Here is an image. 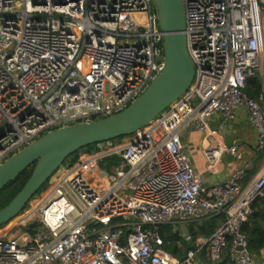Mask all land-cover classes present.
Returning <instances> with one entry per match:
<instances>
[{
	"label": "built area",
	"instance_id": "1",
	"mask_svg": "<svg viewBox=\"0 0 264 264\" xmlns=\"http://www.w3.org/2000/svg\"><path fill=\"white\" fill-rule=\"evenodd\" d=\"M183 5L195 70L187 90L122 141L65 160L28 209L0 226V264H264L242 229L264 195V162L251 178L242 163L206 186L181 140L188 129L205 133L206 168L218 173L223 147L209 122L218 114L219 132L243 108L264 156V0ZM163 63L153 0H0V165L48 131L123 110ZM227 151L235 156L237 146ZM110 156L117 164L95 181L89 174ZM165 225L182 257L169 250Z\"/></svg>",
	"mask_w": 264,
	"mask_h": 264
},
{
	"label": "water",
	"instance_id": "2",
	"mask_svg": "<svg viewBox=\"0 0 264 264\" xmlns=\"http://www.w3.org/2000/svg\"><path fill=\"white\" fill-rule=\"evenodd\" d=\"M163 32L164 63L146 89L123 110L48 131L0 165V190L34 164L23 187L0 208V226L15 218L61 164L80 149L135 132L177 100L194 78L187 52L183 0H153Z\"/></svg>",
	"mask_w": 264,
	"mask_h": 264
},
{
	"label": "crops",
	"instance_id": "3",
	"mask_svg": "<svg viewBox=\"0 0 264 264\" xmlns=\"http://www.w3.org/2000/svg\"><path fill=\"white\" fill-rule=\"evenodd\" d=\"M220 116L214 114L209 122V131L215 135V142H219L223 147L217 169L218 173L212 174L207 171L204 150L208 146L206 134L195 130L183 131V146L186 149L191 161L197 171L204 175L205 185L223 183L227 180L232 169L242 163H249L248 178L254 175V172L264 162V156L257 160L258 152L255 151L256 132L248 121L247 112L239 108L233 119L227 121L226 126L216 132ZM181 135V136H182ZM182 140V139H181ZM214 145V144H212ZM237 146L236 155H231L227 151L231 146ZM209 222V220H207ZM206 222V221H205Z\"/></svg>",
	"mask_w": 264,
	"mask_h": 264
},
{
	"label": "trees",
	"instance_id": "4",
	"mask_svg": "<svg viewBox=\"0 0 264 264\" xmlns=\"http://www.w3.org/2000/svg\"><path fill=\"white\" fill-rule=\"evenodd\" d=\"M260 91H261V84L256 79L250 80L247 86V92L249 93V95L256 96L257 94H259ZM88 147L89 146L80 150H87L89 149ZM77 152L69 156V158H75L78 155ZM262 155L263 153L260 152V154H258L257 156V160L261 159ZM33 167L34 164L29 166L24 171H22L17 178L7 183L0 190V208L5 206L15 196V194L23 187L25 182L30 177ZM220 220L221 217L209 219V222L208 221L203 222L198 227L199 232L209 234L213 230V228L216 225H218ZM263 222H264V195L260 196L254 201L252 205V213L249 215L247 221H245L242 226V229L248 238L249 249L254 255H256L255 253L258 252L260 254V252L264 248V228L262 225ZM190 231L192 235L195 236L196 231H193V228H191ZM161 234L167 241H171L168 246L171 253H173L176 256L182 257L183 255L182 251L176 246V242L179 239V236L175 231L172 230L171 226L170 225L163 226L161 228Z\"/></svg>",
	"mask_w": 264,
	"mask_h": 264
},
{
	"label": "rangeland",
	"instance_id": "5",
	"mask_svg": "<svg viewBox=\"0 0 264 264\" xmlns=\"http://www.w3.org/2000/svg\"><path fill=\"white\" fill-rule=\"evenodd\" d=\"M122 137H117V138H114L113 140H114V142H116V141H122V139H121ZM181 139H182V142H183V140H184V138H183V135L181 136ZM183 144H184V142H183ZM89 150H94V148H95V146H94V144L93 145H89ZM96 152V151H95ZM117 162H118V160H117V158L116 157H114V156H110V157H104V158H101L100 160H99V162H98V164H97V168H96V170H94L92 173H90L89 175L91 176V177H94V179H95V181H97L98 180V178L99 179H102L103 180V178L104 177H109V172H108V170H107V167H110L111 165H114V164H117ZM47 184V182L43 185V187L42 188H44V186ZM42 188L40 189V191L42 190ZM38 193H36L35 195H37ZM34 195V196H35ZM28 209V207L26 206L25 208H24V210H27ZM23 210V211H24ZM13 223V222H12ZM9 224V230H8V232L6 231V234L7 233H10V232H12V226H13V224ZM5 225V224H4ZM4 225H1V229L2 230H5V226ZM262 225H263V228H264V222L262 223ZM197 226L199 227V225L197 224ZM214 229V228H213ZM213 231V230H212ZM2 231L0 230V236H2V235H5L4 233H1ZM188 242V241H187ZM189 244L188 243H184V242H182V250L183 251H186L188 248H189ZM263 250H264V248H263ZM262 250V251H263ZM261 253V252H260ZM256 255H258L259 254V252L258 253H255Z\"/></svg>",
	"mask_w": 264,
	"mask_h": 264
}]
</instances>
